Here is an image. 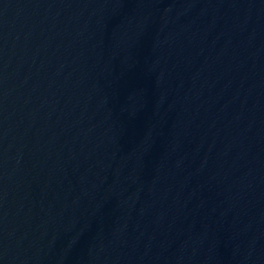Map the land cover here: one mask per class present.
Returning <instances> with one entry per match:
<instances>
[{"label":"water","instance_id":"95a60500","mask_svg":"<svg viewBox=\"0 0 264 264\" xmlns=\"http://www.w3.org/2000/svg\"><path fill=\"white\" fill-rule=\"evenodd\" d=\"M0 264H264V0H0Z\"/></svg>","mask_w":264,"mask_h":264}]
</instances>
